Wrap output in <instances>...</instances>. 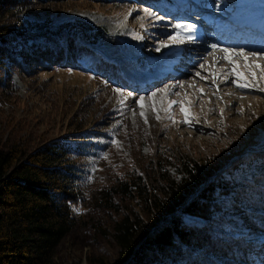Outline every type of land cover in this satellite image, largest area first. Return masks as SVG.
Returning a JSON list of instances; mask_svg holds the SVG:
<instances>
[{"label": "rangeland", "instance_id": "1", "mask_svg": "<svg viewBox=\"0 0 264 264\" xmlns=\"http://www.w3.org/2000/svg\"><path fill=\"white\" fill-rule=\"evenodd\" d=\"M202 1V6L209 4L219 17L232 0ZM170 2L64 0L38 2L31 12L23 13L24 26L32 32L47 23L50 31L61 29L63 35H74L91 52L79 59L80 68H75L70 60L66 64L62 50H54L48 56L50 67L37 64L29 72L14 70L5 59L4 74L0 71V147L14 146L22 153H30L84 130L82 134L94 137L92 150L72 155L82 173L83 191L109 187L130 173L163 198L158 192L165 182L163 178H180L181 165L186 160L201 164L209 173L208 182L225 175L230 182L247 183L245 178L248 183L264 185V91H260L264 88V58H258L264 55V44L255 48L220 45L248 53V64L261 66L245 68L243 58H233L242 79L255 85L237 88L236 75H225L231 73L233 64L223 59V52L212 53L216 36L210 35L204 42L211 51L206 48L202 59L185 52L183 32L187 30L174 27L181 22L167 15L164 7ZM145 9L153 15L145 16ZM124 18L127 24L116 28ZM178 31L183 42L173 44L170 37ZM53 41L58 44L56 39ZM162 42L168 46L162 47ZM189 48L192 50V46ZM178 52L187 58L175 67L181 73L177 77L155 75L167 58ZM210 72L217 74L216 83ZM250 73H255L254 81ZM164 88L169 89L167 96L160 91ZM114 89L122 90L127 99ZM154 92L159 120L152 111L153 101L148 99ZM141 96L145 97L147 123L137 103ZM169 101H177L171 113L164 110ZM181 104L190 114L188 124L183 123ZM213 195L216 201H229L231 212L226 215L224 227H237V237L245 242L238 252L233 248L234 264H264V246L259 243L264 238V214H259L263 212L250 213L248 205L252 202L231 200L232 191ZM113 203L143 220L147 235L139 240L137 248L168 216L151 212L141 196L130 201L117 195ZM116 215L109 208L87 211L89 225L74 228L62 240L56 264H91L96 258L119 262L120 247L111 235L98 230V225H107ZM130 259L131 256L126 262Z\"/></svg>", "mask_w": 264, "mask_h": 264}, {"label": "trees", "instance_id": "2", "mask_svg": "<svg viewBox=\"0 0 264 264\" xmlns=\"http://www.w3.org/2000/svg\"><path fill=\"white\" fill-rule=\"evenodd\" d=\"M58 1L64 0H0L1 74L5 59L16 71L29 72L37 64L50 67L48 56L54 50L66 53V64L70 60L75 68L81 67L79 59L91 51L74 35H63L61 29L50 31L47 23L38 25L36 32L24 26L21 15L31 12L36 3ZM54 39L58 44L53 43ZM83 131L53 140L30 153H22L14 146L0 147V264H56L62 240L74 228L89 225L87 211L108 208L117 215L107 225H98V230L111 235L120 247L121 257L116 263L96 258L91 264L236 262L232 250L238 252L245 242L227 235L238 233L233 225L224 227L231 206L229 201H216L213 192L217 195L232 191L231 200L251 201L250 213L261 210L262 215L264 185L248 183L245 178L247 183L230 182L225 175L208 182L209 173L202 165L186 160L181 165L180 178H163L165 182L158 191L163 198L130 173L109 187L83 191L81 170L72 160V155L92 150L94 137ZM117 195L130 201L141 196L151 212L168 214L138 248L139 240L147 235L145 224L127 208L113 203ZM78 208L83 211H76Z\"/></svg>", "mask_w": 264, "mask_h": 264}, {"label": "snow or ice", "instance_id": "3", "mask_svg": "<svg viewBox=\"0 0 264 264\" xmlns=\"http://www.w3.org/2000/svg\"><path fill=\"white\" fill-rule=\"evenodd\" d=\"M152 15H153V13H151L147 9H145V16H152ZM174 27L176 29H179V30L194 31V26L191 25V24H188V25L176 24V25H174ZM183 39L184 38L181 36V32H179V31L177 32V34L175 36L170 37V40H171V42L173 44L182 43ZM186 39L189 40V41H192L194 39V37L190 35V36H187ZM161 46L162 47H167L168 45L166 43L162 42ZM212 47L215 49L216 45H213ZM157 50H159V49H157ZM218 50L224 53L223 59L226 60L229 64H233V58H237V59L238 58H243L244 59V67L245 68L255 67V68L259 69L261 67L260 65H249L248 64V55L249 54L245 53L243 51L237 52V51L231 50L229 48H220ZM251 55L256 57L257 54L256 53H252ZM258 58H264V57H258ZM200 67H201V69H204L205 65L201 64ZM237 68H238V65L233 64L231 73H226L225 75L226 76L230 75V74H235L236 75L237 79L234 81V83H235L237 88L244 89V88L254 87L255 85L253 83H250L248 80L242 79V74L237 71ZM197 75L199 76L200 73H197ZM250 75L252 76V79L254 81L255 80V73H250ZM209 76H211L212 82L216 83L217 74L213 73V72H210ZM201 79H206V77L201 76ZM261 79H264V76H262ZM191 86L192 85H189V87H191ZM173 87H175V85ZM179 87L183 88L184 85L180 84ZM114 91H116L120 96L125 97V99H127V97L125 96V94L123 93L122 90L114 89ZM160 91H161V93L164 96H167V94L169 92V89L168 88H164V89H161ZM198 91L202 92L203 90L202 89H198ZM260 91H264V88H261ZM128 95L130 96L131 93H129ZM156 95L157 94L154 92L151 97H148V99L153 101L152 106H151L152 107V111L156 113V119L159 120L160 119L159 109L156 107V101H155ZM176 95H179V93H176ZM144 101H145V97L141 96V97H139V100L137 101V103H138L139 108L141 109L140 115H141V117H143L145 119V123H147V118H146L145 111H144V109H145ZM176 103H177V101H169L168 105H167V108L164 109V110L166 112H168V113H171L172 106H173V104H176ZM180 110H181V113L184 116L183 123L188 124L189 120H190L189 112L187 111V109L184 107L183 104H181ZM221 114H222V110H221ZM169 119H173L171 115H169ZM173 122L175 123V120H173ZM114 143H118V142L114 141Z\"/></svg>", "mask_w": 264, "mask_h": 264}, {"label": "bare ground", "instance_id": "4", "mask_svg": "<svg viewBox=\"0 0 264 264\" xmlns=\"http://www.w3.org/2000/svg\"><path fill=\"white\" fill-rule=\"evenodd\" d=\"M261 4H263V2H262V0H261V2H260ZM230 5H232V4H230ZM206 15L209 19H211V18H213L214 16H215V14H214V11H213V13H203V15ZM174 19V18H173ZM175 20V19H174ZM218 20L219 21H221L222 20V18L221 17H219L218 18ZM126 18H124V19H122V20H120L118 23H117V25L115 26L116 28H119V29H122L123 27H124V25H126L127 23H126ZM175 21H177V20H175ZM180 20H178V22H179ZM185 22H187V21H185ZM220 24H221V22H220ZM194 26V25H193ZM190 32L191 31H189V30H187V31H184L183 33V37L185 38V40H184V42H185V52H190V53H192V54H195V55H199V56H201V58L200 59H202V56L203 55H205V52H206V48H208V47H206L205 45H204V41L205 40H207L210 36L209 35H207L206 37H205V39L204 40H192V41H189V40H187L186 39V37L187 36H189V34H190ZM185 35V36H184ZM258 41V42H257ZM256 42H254L253 44H249V45H245L244 44V41L242 40V41H240L238 44H236L235 46H246L247 48H253V46H254V48L255 47H260L262 44H264V41H259V40H257ZM232 42H233V40H230V41H228V43L227 44H223V45H230V44H232ZM234 45V44H233ZM190 46H192V50H189V49H191V48H189ZM220 45H216V48L215 49H213L212 50V53H213V51H214V53H215V51L217 50L218 52H220L218 49H220ZM263 47H264V45H263ZM208 50L209 51H211V49L210 48H208ZM167 54H164V56H166ZM221 54H219V56H220ZM261 55V54H260ZM218 56V55H217ZM223 56V55H222ZM261 56H263L264 57V55H261ZM173 56H171V57H169V59L170 58H172ZM211 57H213V56H211ZM185 60H187V58L185 59H181V62H183V61H185ZM190 64H192V62H190ZM174 66L173 65H166V64H163V66H161V70L158 72V71H156V73H155V75H160L161 77H166V76H168V75H170V76H173V77H177L178 75L176 74V71L174 70V68H173ZM152 77H154V76H152ZM149 80V79H148ZM263 246H264V243H263Z\"/></svg>", "mask_w": 264, "mask_h": 264}]
</instances>
